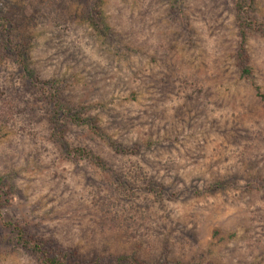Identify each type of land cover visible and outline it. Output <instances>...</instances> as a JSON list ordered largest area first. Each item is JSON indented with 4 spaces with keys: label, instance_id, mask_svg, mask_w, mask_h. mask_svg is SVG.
Listing matches in <instances>:
<instances>
[{
    "label": "rangeland",
    "instance_id": "1",
    "mask_svg": "<svg viewBox=\"0 0 264 264\" xmlns=\"http://www.w3.org/2000/svg\"><path fill=\"white\" fill-rule=\"evenodd\" d=\"M235 6L0 0V264H41L9 224L83 264H264V0Z\"/></svg>",
    "mask_w": 264,
    "mask_h": 264
},
{
    "label": "trees",
    "instance_id": "2",
    "mask_svg": "<svg viewBox=\"0 0 264 264\" xmlns=\"http://www.w3.org/2000/svg\"><path fill=\"white\" fill-rule=\"evenodd\" d=\"M236 13L238 19L242 25L243 30H252L254 24H250V18H252V11H254V0H236ZM264 31V30H263ZM243 35H245L243 33ZM9 40H12L9 38ZM12 41H2L4 46V52L7 53L8 45L11 44ZM13 43V42H12ZM14 44V43H13ZM240 60L242 61V75L244 77L251 76V68L249 66L248 58L242 54ZM3 189L0 187V217L2 214V207L4 206L3 199ZM9 227L14 228L18 234V241L24 246L33 251L38 257L41 264H83L80 260L76 258L74 253H55L52 248L49 247L47 242L34 240L28 238L25 231H23L17 225L9 224ZM130 260L131 263L139 264L140 262L137 260L135 256L131 257H121L119 258L117 264H121L125 261ZM91 264H100L99 261H95Z\"/></svg>",
    "mask_w": 264,
    "mask_h": 264
}]
</instances>
